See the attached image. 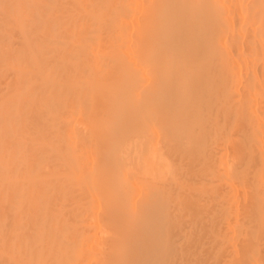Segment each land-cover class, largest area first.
<instances>
[{
    "label": "bare ground",
    "instance_id": "6f19581e",
    "mask_svg": "<svg viewBox=\"0 0 264 264\" xmlns=\"http://www.w3.org/2000/svg\"><path fill=\"white\" fill-rule=\"evenodd\" d=\"M0 264H264V0H0Z\"/></svg>",
    "mask_w": 264,
    "mask_h": 264
}]
</instances>
